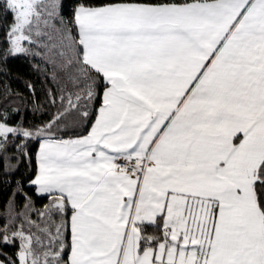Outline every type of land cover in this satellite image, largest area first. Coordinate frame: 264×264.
<instances>
[{
  "label": "snow or ice",
  "instance_id": "6c2138e0",
  "mask_svg": "<svg viewBox=\"0 0 264 264\" xmlns=\"http://www.w3.org/2000/svg\"><path fill=\"white\" fill-rule=\"evenodd\" d=\"M0 264H264V0H0Z\"/></svg>",
  "mask_w": 264,
  "mask_h": 264
},
{
  "label": "trees",
  "instance_id": "16d2710c",
  "mask_svg": "<svg viewBox=\"0 0 264 264\" xmlns=\"http://www.w3.org/2000/svg\"><path fill=\"white\" fill-rule=\"evenodd\" d=\"M8 69L10 73L8 77H4L3 74L0 73V83H2L4 79H7L14 89L27 92L23 79H33L35 76L31 71L28 61L24 58H10L8 61Z\"/></svg>",
  "mask_w": 264,
  "mask_h": 264
}]
</instances>
